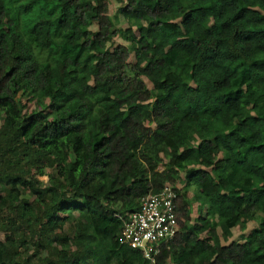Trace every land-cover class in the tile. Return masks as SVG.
<instances>
[{"label": "trees", "instance_id": "16d2710c", "mask_svg": "<svg viewBox=\"0 0 264 264\" xmlns=\"http://www.w3.org/2000/svg\"><path fill=\"white\" fill-rule=\"evenodd\" d=\"M118 3L0 0V264H147L165 185L156 264H264V0Z\"/></svg>", "mask_w": 264, "mask_h": 264}, {"label": "built area", "instance_id": "2783aa9c", "mask_svg": "<svg viewBox=\"0 0 264 264\" xmlns=\"http://www.w3.org/2000/svg\"><path fill=\"white\" fill-rule=\"evenodd\" d=\"M175 199L173 187L165 185L142 197L138 210L122 221V242L139 251L147 264H156L161 245L167 246L177 231Z\"/></svg>", "mask_w": 264, "mask_h": 264}, {"label": "rangeland", "instance_id": "374dc122", "mask_svg": "<svg viewBox=\"0 0 264 264\" xmlns=\"http://www.w3.org/2000/svg\"><path fill=\"white\" fill-rule=\"evenodd\" d=\"M108 1H109V3H110V15L113 16V15L117 12V10H118V8H119V3H118V0H108ZM122 1H125V0H122ZM119 22H120V21H119ZM126 25H127V24H126L125 22H120V23L118 24V27H122V28H124ZM117 42H123V41H121L120 39H116V40H115V43H117ZM31 105H32V104H31ZM32 107H33V106H32ZM159 170H162V167H161V166L159 167ZM39 179L42 180L44 183L47 181V177H46V176L39 177ZM191 192H192V190H191ZM195 209H196V206L193 207V212H194V213H193V216L196 215V213H195ZM256 226H257V220L254 219L253 221H251V222H249V223L247 224V227H245L244 230L236 229L235 231H233V238L239 239L240 236H242L243 234H244V235H247L248 232H249L250 230H253ZM68 227H69V224L66 223V224L64 225V227H63L64 232L66 231V228H68Z\"/></svg>", "mask_w": 264, "mask_h": 264}, {"label": "clouds", "instance_id": "9594fccd", "mask_svg": "<svg viewBox=\"0 0 264 264\" xmlns=\"http://www.w3.org/2000/svg\"><path fill=\"white\" fill-rule=\"evenodd\" d=\"M171 186V185H170ZM173 187V186H172ZM144 259V258H143ZM145 260V259H144Z\"/></svg>", "mask_w": 264, "mask_h": 264}]
</instances>
